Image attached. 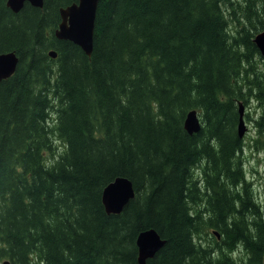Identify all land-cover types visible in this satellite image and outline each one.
Segmentation results:
<instances>
[{
    "label": "trees",
    "instance_id": "1",
    "mask_svg": "<svg viewBox=\"0 0 264 264\" xmlns=\"http://www.w3.org/2000/svg\"><path fill=\"white\" fill-rule=\"evenodd\" d=\"M7 1L0 53L19 62L0 81V264H140L151 228L165 244L147 264H264L238 133L239 103L254 104L264 152V0H100L91 56L55 35L78 0ZM118 176L136 196L108 213Z\"/></svg>",
    "mask_w": 264,
    "mask_h": 264
},
{
    "label": "water",
    "instance_id": "2",
    "mask_svg": "<svg viewBox=\"0 0 264 264\" xmlns=\"http://www.w3.org/2000/svg\"><path fill=\"white\" fill-rule=\"evenodd\" d=\"M44 0H8L7 5L18 12L26 2L35 7H42ZM100 0H78V2L62 7L60 13L62 21L55 31L60 40H70L80 46L83 51L91 56L94 48V29L98 3ZM254 42L264 57V30L258 32ZM50 55L55 58L56 51ZM19 57L15 52L0 53V81L12 76L18 66ZM238 133L243 137L248 130L245 122V105L239 103ZM196 109L188 111L184 121V127L189 134H195L202 128V120ZM136 192L133 181L126 176H118L103 190V203L108 213H120L125 206L134 198ZM219 234L218 231H215ZM165 244V239L154 228L141 232L137 238L139 250L138 261L146 264L147 260L153 258L158 250ZM4 264H10L7 260Z\"/></svg>",
    "mask_w": 264,
    "mask_h": 264
},
{
    "label": "rangeland",
    "instance_id": "3",
    "mask_svg": "<svg viewBox=\"0 0 264 264\" xmlns=\"http://www.w3.org/2000/svg\"><path fill=\"white\" fill-rule=\"evenodd\" d=\"M242 2L241 0H234ZM250 113L249 116L253 118L259 111L254 107V104L247 106L245 105V112ZM245 117V115H244ZM254 119V118H253ZM252 121V120H250ZM248 121L247 117L245 122L249 126L248 132L245 135V147L243 148V154L245 155V170L247 172V177L252 181L253 187L255 189V195L257 199H260L261 206L264 209V152L258 150L255 146V141L253 138L257 137V132L253 129V122ZM60 145V143H58ZM242 247H238L239 249ZM222 251V250H221Z\"/></svg>",
    "mask_w": 264,
    "mask_h": 264
},
{
    "label": "flooded vegetation",
    "instance_id": "4",
    "mask_svg": "<svg viewBox=\"0 0 264 264\" xmlns=\"http://www.w3.org/2000/svg\"><path fill=\"white\" fill-rule=\"evenodd\" d=\"M219 239V238H218ZM221 239V238H220Z\"/></svg>",
    "mask_w": 264,
    "mask_h": 264
},
{
    "label": "bare ground",
    "instance_id": "5",
    "mask_svg": "<svg viewBox=\"0 0 264 264\" xmlns=\"http://www.w3.org/2000/svg\"><path fill=\"white\" fill-rule=\"evenodd\" d=\"M2 53V52H1Z\"/></svg>",
    "mask_w": 264,
    "mask_h": 264
}]
</instances>
